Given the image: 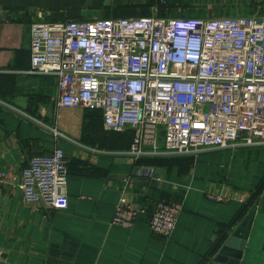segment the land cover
<instances>
[{"label":"crops","instance_id":"0c3cea01","mask_svg":"<svg viewBox=\"0 0 264 264\" xmlns=\"http://www.w3.org/2000/svg\"><path fill=\"white\" fill-rule=\"evenodd\" d=\"M165 1L149 0L153 14L264 16L261 5L255 14L243 9L238 16L204 17L200 0ZM37 3H0V171L10 173L0 185V264H208L225 234L236 239L240 264H264V145L146 154L131 163L133 130L107 133L101 112L58 108L56 76L31 72L30 27L50 16ZM55 149L69 164L63 210L26 203L18 186L29 161ZM155 158L166 160L159 165ZM123 196L149 211L160 200L181 202L172 236L155 235L147 214L132 229L112 226Z\"/></svg>","mask_w":264,"mask_h":264},{"label":"built area","instance_id":"2783aa9c","mask_svg":"<svg viewBox=\"0 0 264 264\" xmlns=\"http://www.w3.org/2000/svg\"><path fill=\"white\" fill-rule=\"evenodd\" d=\"M30 40L31 72L56 76L58 108L101 112L107 133L134 131L131 163L264 145L263 15L38 21ZM9 178L0 171V185ZM68 184V161L55 149L32 158L18 186L26 203L63 210ZM182 210L175 200L135 208L123 196L111 225L132 229L147 214L152 232L169 239Z\"/></svg>","mask_w":264,"mask_h":264},{"label":"rangeland","instance_id":"374dc122","mask_svg":"<svg viewBox=\"0 0 264 264\" xmlns=\"http://www.w3.org/2000/svg\"><path fill=\"white\" fill-rule=\"evenodd\" d=\"M163 4L168 1L160 0ZM203 3V13L206 15L212 13L215 16L222 17H233L238 16L235 14L241 12V10L246 9L247 11H253L257 13L258 6L261 5V11H264V3L259 4L261 0H200ZM152 2V1H151ZM150 2V3H151ZM149 0H43V5H48L46 11L49 13V18L46 19L47 22L60 21H70L80 18L91 19H114V13L118 9H126L128 7L132 8L130 11L132 14L127 16H133L136 18L147 17L153 15L154 9L153 5H149ZM42 5V4H41ZM149 5V6H148ZM144 7V8H143ZM168 7V11L171 7ZM210 12H208V9ZM148 9V13L145 12ZM31 10V9H30ZM30 10H27L29 12ZM146 10V11H145ZM261 14V13H260ZM109 16V18L107 17ZM147 15V16H144ZM113 16V17H112ZM206 15L204 17H209ZM243 16V15H242ZM115 17V19L121 18ZM125 17V16H124ZM38 22V21H35ZM34 23V22H33Z\"/></svg>","mask_w":264,"mask_h":264},{"label":"water","instance_id":"95a60500","mask_svg":"<svg viewBox=\"0 0 264 264\" xmlns=\"http://www.w3.org/2000/svg\"><path fill=\"white\" fill-rule=\"evenodd\" d=\"M225 236L217 243L208 264H240V253L233 251L236 239L229 238L225 240Z\"/></svg>","mask_w":264,"mask_h":264},{"label":"trees","instance_id":"16d2710c","mask_svg":"<svg viewBox=\"0 0 264 264\" xmlns=\"http://www.w3.org/2000/svg\"><path fill=\"white\" fill-rule=\"evenodd\" d=\"M26 1H28V6L29 5H31V4H29V3H32V0H26ZM36 1H38V3L39 4H41V2H43V0H36ZM0 3H2V0H0ZM37 3V4H38ZM149 5H151V4H149ZM148 5V6H149ZM44 6V5H43ZM30 7V6H29ZM45 7H48V5H45ZM144 8V7H143ZM12 9H14V10H19L20 12L21 11H25V10H23L22 8H19V7H17V8H12ZM22 9V10H21ZM24 9H26V8H24ZM29 8H27V10H28ZM132 8H130V7H128V8H126V9H123V8H120V9H118V11H116L113 15H114V18L115 17H120V16H123V17H121V18H129V17H131V16H127V15H129V14H132V12L130 11ZM146 11V10H145ZM148 13V9H147V11L145 12V14H147ZM160 15H164V12H161L160 11ZM125 16V17H124ZM144 16H147V15H144ZM107 17L109 18V16L107 15ZM113 17V16H112ZM162 17V16H161ZM164 18V17H163ZM83 19H85V18H80V19H76V20H83ZM60 20H58V21H56V22H59ZM52 23H54V22H52ZM89 112H91V111H89ZM99 112V111H98ZM94 113V112H93ZM154 159V158H153ZM156 160H157V162H156V164H159V165H163L164 164V162H165V160H166V158L164 159V161H163V159H161V158H155ZM216 246H217V244H216ZM215 246V247H216Z\"/></svg>","mask_w":264,"mask_h":264}]
</instances>
